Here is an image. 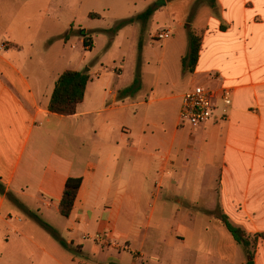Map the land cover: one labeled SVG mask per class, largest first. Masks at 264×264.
Instances as JSON below:
<instances>
[{"label": "crops", "instance_id": "0c3cea01", "mask_svg": "<svg viewBox=\"0 0 264 264\" xmlns=\"http://www.w3.org/2000/svg\"><path fill=\"white\" fill-rule=\"evenodd\" d=\"M184 8L201 50L191 74L181 71L185 53L178 56L169 75L183 82L176 94L161 95L158 78L150 99L140 92L118 106L115 87L99 93L90 79L75 114L61 117L47 111L56 81L40 97L0 54V264H244L246 251L222 217L254 239L253 262L264 264V0H192ZM6 43L0 51L14 46ZM196 85L231 89L232 105L218 100L211 121L180 129L181 97ZM59 118L77 128L78 142L72 153L47 155L46 129L32 141L33 128ZM70 177L82 183L61 225L46 215H59ZM147 197L150 210L141 214ZM33 209L72 249L30 219ZM98 235L99 246L86 242Z\"/></svg>", "mask_w": 264, "mask_h": 264}, {"label": "rangeland", "instance_id": "374dc122", "mask_svg": "<svg viewBox=\"0 0 264 264\" xmlns=\"http://www.w3.org/2000/svg\"><path fill=\"white\" fill-rule=\"evenodd\" d=\"M190 1L192 0H0V47L9 48L6 43L8 41L14 45L11 49L0 51V54L31 84L34 93L41 91L40 97L43 94L49 97L57 77L67 70H89L91 83L100 87L99 93L111 86L121 92L137 80L140 84L138 91L117 97L115 103L118 106L124 105L128 97L135 99L140 92L144 93V99H150L159 79L161 95H169L171 91L176 94L183 82L175 84L174 80L169 79V75L178 70L180 53L186 55L189 49L186 28L190 25L183 17L186 14L184 4ZM169 2H173L170 8ZM150 6L157 8L147 22L119 25L120 21L134 17ZM91 13L97 18L90 19ZM173 13L177 14L176 18H173ZM168 28L172 29V35L165 40H158L157 35ZM192 31L194 32L193 29ZM85 37L90 40L86 48L83 45ZM160 67L163 68L162 76L158 75ZM1 72L17 79L4 66L1 67ZM143 81L153 91L150 88L143 91ZM172 83L176 86L173 87ZM43 97L41 101H45ZM108 103L111 101L108 100ZM85 121L88 123V118ZM36 123L38 127L33 128L32 141L37 133L39 135L36 130L46 129L43 150L46 148L47 155L59 154L65 150L71 153L74 151L73 146L78 142L77 128H70L67 118ZM182 128L187 130L193 127L183 124L180 129ZM152 187V183L147 185L148 193H151ZM33 190L35 187H30L29 191ZM150 205V197L145 198L141 214L150 210ZM32 211V216L39 218L40 214L34 209ZM46 217L61 225L66 222L53 208ZM101 240L104 242L105 237L102 236ZM86 242L99 246L92 240L87 239ZM112 243L122 247L117 240ZM110 253L115 258L124 256L123 252L116 250H111ZM158 260L152 264H165L162 258ZM138 263L145 264V261L139 260Z\"/></svg>", "mask_w": 264, "mask_h": 264}, {"label": "trees", "instance_id": "16d2710c", "mask_svg": "<svg viewBox=\"0 0 264 264\" xmlns=\"http://www.w3.org/2000/svg\"><path fill=\"white\" fill-rule=\"evenodd\" d=\"M156 8V6H150L134 17L120 21L119 25L127 26L133 24L136 21L145 23L154 14ZM89 18H97V16L91 13L89 14ZM186 29L188 32L189 49L187 54L181 57L180 64L184 73L191 74L193 73L199 59L201 50V36L196 32H193L189 26H187ZM89 41L90 40L86 39V37L84 38L83 45L85 48L88 47L90 43ZM89 80V73L83 74L82 72L69 70L62 72L54 84L50 100L47 105V111L50 114L61 117H69L74 115L77 106L83 101L85 88ZM139 88L140 84L137 80H135L132 86L124 89L121 92H118L117 97L121 95H130L131 93L138 91ZM81 183L82 179L78 177H70L66 180L62 197L58 204V213L62 218L67 219L71 214ZM0 191L3 192V186L1 184ZM31 217H33L34 220H36L47 232H49V234L55 238L64 248L72 249L71 245L65 243L61 238H59L57 233L50 226L42 222L39 218L34 216ZM221 223L227 232L232 236V238L245 249L247 261L244 264H254L253 252L250 250L255 245L254 239L252 240L249 238L241 229L232 226L227 221L226 217L221 218Z\"/></svg>", "mask_w": 264, "mask_h": 264}, {"label": "built area", "instance_id": "2783aa9c", "mask_svg": "<svg viewBox=\"0 0 264 264\" xmlns=\"http://www.w3.org/2000/svg\"><path fill=\"white\" fill-rule=\"evenodd\" d=\"M172 33V29L168 28L159 33L157 39L160 41L165 40ZM232 99L233 92L229 88L212 89L201 85L193 86L184 92L181 97V107L178 115L179 124H188L192 127L206 124L213 119L218 100L223 106L230 107ZM89 239L95 243L102 242L99 235L89 237Z\"/></svg>", "mask_w": 264, "mask_h": 264}, {"label": "water", "instance_id": "95a60500", "mask_svg": "<svg viewBox=\"0 0 264 264\" xmlns=\"http://www.w3.org/2000/svg\"><path fill=\"white\" fill-rule=\"evenodd\" d=\"M82 73H83V74H85V73H89V70L83 71Z\"/></svg>", "mask_w": 264, "mask_h": 264}]
</instances>
